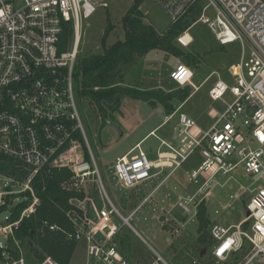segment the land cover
<instances>
[{
  "label": "built area",
  "instance_id": "built-area-1",
  "mask_svg": "<svg viewBox=\"0 0 264 264\" xmlns=\"http://www.w3.org/2000/svg\"><path fill=\"white\" fill-rule=\"evenodd\" d=\"M151 1L171 23L184 20L192 8L199 7L195 23L208 27L222 45L239 41L240 57L229 67L232 82L217 77L208 89L209 98L223 101L225 107L213 113L216 116L207 128L197 126L185 113H177L179 134H184L180 144L162 140L168 149L159 152L155 160L140 149L129 157L132 149L113 162V177L121 186L134 188L151 177L152 169L170 168L171 174L193 153L200 158L187 177L195 183L239 168L260 185L252 190L246 204L248 215L236 224L211 227L210 258L216 264H264V0ZM101 2L0 0V155L13 160L18 172L26 175L20 178L0 172V209H4L0 214H5V223L0 222V264H28L14 229L39 203L31 185L33 177L52 168L70 170L71 177L63 188L84 193L85 201L90 200L93 206L95 215L88 219L76 205L79 199H73L82 214L72 210L68 215L73 231L67 238L85 242L86 264H136L122 250L120 226L113 215L130 225L128 218L139 206L127 217L114 207L102 187L89 145L84 147L75 135L84 134L74 97L82 25ZM65 31H70L69 44L61 50ZM187 31L176 37L181 46L192 40L186 39ZM192 78V69L182 64L170 73L172 82L195 90L198 86ZM227 94L230 101H225ZM89 179L99 183L100 197L103 200L104 194L110 208L97 210L85 195ZM25 200L28 204L19 217L10 220L13 206ZM44 226L57 229L54 224ZM151 251L152 258L146 264H169ZM197 261L194 258L193 262ZM36 264L59 263L46 256Z\"/></svg>",
  "mask_w": 264,
  "mask_h": 264
},
{
  "label": "rangeland",
  "instance_id": "rangeland-1",
  "mask_svg": "<svg viewBox=\"0 0 264 264\" xmlns=\"http://www.w3.org/2000/svg\"><path fill=\"white\" fill-rule=\"evenodd\" d=\"M132 3L133 0H102L94 15L83 21L78 61L100 51V36L106 29L107 18L112 29L106 43L110 45L118 39H123L121 17ZM139 10L143 22L152 25L159 33H163L172 24L165 12L151 0H143ZM187 29L192 37L189 45L181 46L176 39L174 40V44L183 55L174 56L161 50H152L150 54L137 57L133 62L120 67L119 75L115 79L121 85L140 89H160L164 93H169L184 87L170 80L173 68L180 64L189 66L194 73L192 82L200 85L181 104L178 112L176 108L180 103L175 98L170 100L175 110L166 115L160 103L151 105L123 95L118 106L113 105L107 114L100 118L99 112L88 97L77 91L74 94L76 109L83 127L82 140L85 146L89 145L96 159L102 187L108 199L125 217L139 206V209L128 218L130 225L113 215L114 222L120 226L118 237L122 250L127 251V258L136 264H146L152 258L151 249L169 264H216L210 258L209 247L213 244L211 227L214 224L226 227L238 223L246 216L245 208L252 190L260 185V181L243 173L239 168L219 173L206 182L203 179L196 183L190 181L187 171L198 162L200 158L198 153L191 154L171 174L165 188L145 202H142L143 197L170 172V168H163L157 178L147 180L134 188L121 186L113 177L112 164L116 157L163 121L164 115L168 117V122L160 129H156V135L166 141L174 140L180 144L184 134H179L177 113H185L197 126L202 124L206 128L216 116L213 113L218 114L225 107L223 101L211 100L207 92L217 77H221L229 84L232 82L229 67L239 60L241 43L237 41L226 45L220 44L210 29L201 22L191 24ZM185 53H189L192 64L186 62ZM208 75L207 80L203 81ZM230 99V95L227 94L225 101ZM158 143L160 140L151 134L142 141V147L151 160L156 157ZM161 149L166 150L168 147L162 146ZM137 152L138 150L134 149L128 156ZM157 170L152 169L150 173ZM85 189V195L93 201L97 210L102 206L110 208L104 194L103 200L100 197L101 186L98 182L89 179L85 183ZM75 202L79 208L82 207L83 214L88 219L94 217L90 200ZM201 202L206 206V217L209 220L204 232L211 237L208 245H203L197 240L196 207ZM4 216L5 214H0L2 223H5ZM0 240L3 239L0 237ZM22 248L28 264L39 262L37 255L24 245ZM204 249L205 252L200 255ZM194 258L198 260L197 263L193 262ZM86 261V244L84 241H78L68 264H86Z\"/></svg>",
  "mask_w": 264,
  "mask_h": 264
},
{
  "label": "trees",
  "instance_id": "trees-1",
  "mask_svg": "<svg viewBox=\"0 0 264 264\" xmlns=\"http://www.w3.org/2000/svg\"><path fill=\"white\" fill-rule=\"evenodd\" d=\"M142 1L133 0L132 5L121 17L124 33L122 40L118 39L110 45L106 43L112 29L107 18L106 29L100 36V51L79 61L74 77L77 92L90 99L102 118L113 105L118 106L123 95L145 101L151 105L160 103L164 113L169 115L175 110L170 103L172 98L181 103L194 91L193 87L186 85L174 92L164 93L160 89H140L121 85L115 80L121 66L133 62L137 57H141L151 50H161L174 56L183 55V52L174 44V40L196 21L200 12L199 7L192 8L184 20L172 23L163 33H159L152 25L143 22L139 10ZM69 37L70 31H65L60 41L61 50L68 47ZM188 54L185 53V60L188 64H192V59ZM75 135L85 147L80 132ZM15 165L13 160L0 155L1 173L25 178V173H19ZM70 177L71 172L67 168H52L49 173L35 175L31 181L39 203L35 211L29 217H24L18 227L14 229V237L19 239L29 251L37 255L39 261L47 255L59 264H68L74 252L76 242L67 238V233L73 231V223L68 215L72 210L82 214V211L72 203V200H83L84 193L63 188V183ZM27 204L28 200H25L14 205L10 220L17 219ZM3 210L0 209V212ZM196 219L198 221L197 240L203 245H208L211 237L204 232L209 220L206 217V206L202 202L196 207ZM45 224H54L57 229L43 232ZM125 255H128L127 251H125ZM13 256H16V253L13 252Z\"/></svg>",
  "mask_w": 264,
  "mask_h": 264
},
{
  "label": "crops",
  "instance_id": "crops-1",
  "mask_svg": "<svg viewBox=\"0 0 264 264\" xmlns=\"http://www.w3.org/2000/svg\"><path fill=\"white\" fill-rule=\"evenodd\" d=\"M152 51V50H151ZM147 54H150V51L147 53ZM146 54V55H147ZM122 67V66H121ZM193 71V70H192ZM211 74V73H210ZM209 74V75H210ZM209 75L207 76V77H205L204 79H203V81L204 80H207V78L209 77ZM193 78H194V73H193ZM192 78V79H193ZM120 83V82H119ZM194 84V83H193ZM195 85V84H194ZM200 85V84H199ZM199 85H195V86H198L199 87ZM195 91V90H194ZM191 96V95H190ZM189 96V97H190ZM186 101V100H185ZM183 102H181L180 103V105L178 106V107H180L181 106V104H182ZM156 108H159V107H156ZM166 116L164 115V119H163V121H161L158 125H156L154 128H152L151 130H149V132L145 135V136H143L141 139H139L137 142H135L127 151H125L124 153H122L121 155H119V156H117L116 157V159L118 158V157H120V156H123V155H125V154H127L129 151H131L132 149H140V150H142V151H144L145 152V150H144V148L142 147V141L149 135V134H151V136L153 135V136H156V138L158 139V140H160V143H158V145L156 146V157L154 158V159H152V160H155L156 158H157V156H158V153L159 152H162V151H165V150H163V149H161V147L162 146H165V145H163L162 144V140L163 141H166L164 138H161V137H159L158 135H156V129L157 128H159L160 129V127L163 125V124H165V123H167L168 122V117H166ZM199 127L200 128H202V129H205V126L204 125H200L199 124ZM207 128V127H206ZM158 129V130H159ZM173 138V135L171 136V139ZM166 142H170V143H173L174 142V140H170V141H166ZM167 150V149H166ZM146 153V152H145ZM115 159V160H116ZM161 171H162V169L160 170V169H158L157 171H155V172H153V173H151V177L148 179V180H151V179H155V178H157L158 177V175L161 173ZM171 174H173V173H171ZM171 174H169V172L165 175V176H163L158 182H157V184L153 187V189L146 195V196H144L143 197V200H142V202H145V201H148L149 199H150V197H153V195H155V193L156 192H161L164 188H165V186L168 184L167 182H168V180H169V178H170V176H171ZM147 181V180H146ZM145 181V182H146ZM144 182V183H145ZM164 186V187H163ZM100 193V192H99ZM93 202V201H92ZM138 210V209H137ZM125 253V252H124Z\"/></svg>",
  "mask_w": 264,
  "mask_h": 264
},
{
  "label": "water",
  "instance_id": "water-1",
  "mask_svg": "<svg viewBox=\"0 0 264 264\" xmlns=\"http://www.w3.org/2000/svg\"><path fill=\"white\" fill-rule=\"evenodd\" d=\"M245 212H246V215H248L249 214V212H248V210H247V208H245ZM47 231V227L46 226H44L43 227V232H46ZM205 252V249L200 253V255H203V253Z\"/></svg>",
  "mask_w": 264,
  "mask_h": 264
},
{
  "label": "bare ground",
  "instance_id": "bare-ground-1",
  "mask_svg": "<svg viewBox=\"0 0 264 264\" xmlns=\"http://www.w3.org/2000/svg\"><path fill=\"white\" fill-rule=\"evenodd\" d=\"M185 37H186V39H190L191 35L187 32Z\"/></svg>",
  "mask_w": 264,
  "mask_h": 264
}]
</instances>
